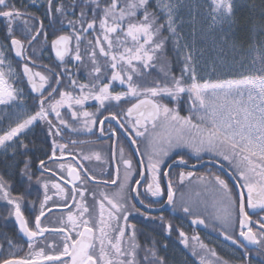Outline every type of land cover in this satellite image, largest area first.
<instances>
[{
	"label": "snow or ice",
	"instance_id": "1",
	"mask_svg": "<svg viewBox=\"0 0 264 264\" xmlns=\"http://www.w3.org/2000/svg\"><path fill=\"white\" fill-rule=\"evenodd\" d=\"M243 4H209L221 51L236 49L229 38L249 25L264 35ZM185 7L0 0V111L9 114L0 124V221L14 220L27 246L0 264H176L171 249L183 264H231L198 227L241 250L239 264H264V40L253 41L252 71L201 76L197 13L189 7L186 33ZM81 135L96 141L72 138ZM97 141L107 148L76 149ZM193 183L208 195L177 197ZM157 206L183 213L192 234L152 214ZM134 214L154 233L143 242Z\"/></svg>",
	"mask_w": 264,
	"mask_h": 264
},
{
	"label": "flooded vegetation",
	"instance_id": "2",
	"mask_svg": "<svg viewBox=\"0 0 264 264\" xmlns=\"http://www.w3.org/2000/svg\"><path fill=\"white\" fill-rule=\"evenodd\" d=\"M17 2H19V0H17ZM44 59L46 61L47 57L45 56ZM2 108H3V106H0V109H2ZM8 115L9 114L6 111H0V124H3L4 127H7ZM72 138L91 139L92 141H96V136L88 137V136L81 135L79 137L74 136ZM65 139H69V137H65ZM102 139L104 141H107V137L102 138ZM80 148H83L84 150H88V149H92V148L103 149V148H107V143H101V142L97 141L96 143H92V144H85V145L77 144L76 149L79 150ZM89 167L95 168L97 175L100 174V167L96 166V162H93L92 164H90ZM104 167H107V165H104ZM194 170L199 171V172L204 171L203 168H199V167L197 169H194ZM177 171H179V170H177ZM197 191H201L203 196L208 195L207 193L203 192L202 188H200L195 183H193L191 185L186 184L185 187H183L180 191L177 192V197H179L181 194H183L186 199H188V198L195 199ZM162 209H164V208H159V206H157V208L153 211L152 214H154L156 216L163 214L166 218L171 219L175 225H182L184 227V229L189 232L190 235L192 234L193 229L191 227H189V221L187 220V218L184 217L183 213L175 212L170 208H167L163 212L156 213ZM208 211L209 212L211 211L210 207H209ZM58 219H59V214L58 213L53 214L49 217L48 221H45V223H49L51 221H57ZM130 222L136 223L138 229L143 233V235H141L139 237L141 242H143L149 234H154V233H151V226H146L147 222H144L143 218L139 217L138 215L134 214L133 216H131ZM12 223H13L14 229H15L13 232V238H11V240L14 241V246L11 248L9 247L8 250L11 252H15L19 255H24V253L27 251V246L25 243L22 242V240L20 238H18V235H17L18 230L15 226L14 221H12ZM200 228H202V227L195 229V231L198 232V234L201 236V239L206 244H210L212 246L211 248L215 249L219 256H221L223 259H228L231 262V264H239L240 257H241V250L237 249L235 246H233V247L229 246L226 242H222V240H221L222 237L219 236L217 232H215L211 229L199 230ZM48 238L50 240L54 239V237L51 235H49ZM168 255L170 257H172V259L174 261H176V259L185 260V256L182 255L181 252H177L174 249H171L169 251ZM188 259L194 260L195 258H192L189 256Z\"/></svg>",
	"mask_w": 264,
	"mask_h": 264
},
{
	"label": "rangeland",
	"instance_id": "3",
	"mask_svg": "<svg viewBox=\"0 0 264 264\" xmlns=\"http://www.w3.org/2000/svg\"><path fill=\"white\" fill-rule=\"evenodd\" d=\"M188 6L197 13L196 16V28L203 42L198 44V48L204 53L202 59L199 61L198 72L201 76L207 77L209 75L215 77H225L238 75L243 72L252 71L254 66L250 65L247 61H239V55H233L228 59L229 52L226 50L227 44H223V51H221V33L219 29L218 34L220 41H218L219 48L217 49V56H214V50L212 48V39L209 37V31L211 29L209 4L211 0H187ZM189 7H185L182 10V15L185 20V32L190 33L191 27L189 26L191 17H189ZM226 45V46H225ZM211 55V57L208 56ZM210 59L208 62L207 59ZM213 68L215 71L213 72Z\"/></svg>",
	"mask_w": 264,
	"mask_h": 264
},
{
	"label": "trees",
	"instance_id": "4",
	"mask_svg": "<svg viewBox=\"0 0 264 264\" xmlns=\"http://www.w3.org/2000/svg\"><path fill=\"white\" fill-rule=\"evenodd\" d=\"M253 6V7H250ZM262 11H264V0H244L242 15L245 17L251 16L254 22L259 25L264 23V17H262ZM251 25L248 26V30L245 31L243 29H239L233 33V35L229 38L230 42L234 40L237 44V48L233 49L230 46V43L227 44L226 50L229 52L228 59L231 57V53L233 55H239V61H247L250 65H253V60L256 56L255 51L253 50V41L257 44L264 40V35H262L259 31L253 35L251 32ZM209 37L212 39V48H216L214 51V56H217V49L219 48L218 41H220L218 30L209 31ZM226 46V45H225ZM211 57L210 54H208ZM210 62V59H207ZM254 66V65H253ZM255 67H259V65H255ZM178 71V69H177ZM14 225L12 221H8L7 223L0 221V255L8 256L11 251L8 250V240L13 238ZM211 248L212 246L208 244ZM176 264H183V259H176Z\"/></svg>",
	"mask_w": 264,
	"mask_h": 264
},
{
	"label": "water",
	"instance_id": "5",
	"mask_svg": "<svg viewBox=\"0 0 264 264\" xmlns=\"http://www.w3.org/2000/svg\"><path fill=\"white\" fill-rule=\"evenodd\" d=\"M167 209V207H165L164 209L160 210L159 212H156V213H160V212H163ZM14 221V220H13ZM199 228V227H198ZM199 230H204V228H200ZM222 242H226L229 246L233 247L234 245H231V243L229 241H225L223 240V238H221Z\"/></svg>",
	"mask_w": 264,
	"mask_h": 264
}]
</instances>
